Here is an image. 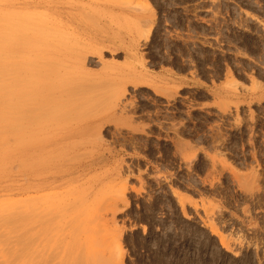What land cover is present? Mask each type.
Returning <instances> with one entry per match:
<instances>
[{
	"label": "rangeland",
	"instance_id": "374dc122",
	"mask_svg": "<svg viewBox=\"0 0 264 264\" xmlns=\"http://www.w3.org/2000/svg\"><path fill=\"white\" fill-rule=\"evenodd\" d=\"M4 14L43 32L16 46L43 71L31 137L0 152V206L39 201L49 263L75 246L101 264H264V0H0Z\"/></svg>",
	"mask_w": 264,
	"mask_h": 264
},
{
	"label": "bare ground",
	"instance_id": "6f19581e",
	"mask_svg": "<svg viewBox=\"0 0 264 264\" xmlns=\"http://www.w3.org/2000/svg\"><path fill=\"white\" fill-rule=\"evenodd\" d=\"M4 15H6V17L0 16V21H4V25L2 24V30H0V152H2L4 155L7 153L9 156L11 154V150H14L16 147H18V146H20V144H22V142H23L22 139L25 138V137H23V135H25L26 137L28 134L30 135V133H28L30 130V124L32 125V122H36L39 119V118L37 119V118L33 117L37 120L35 121V119H34V121H32V120H30L31 115L29 114V112L27 115V111H30L29 109L31 108V107L28 108L27 106L28 105L31 106V102H33V99L31 100V98H33V97H30V99H29V97L27 95L31 91H29L28 93H26V92H27V90H29L28 88L30 86H32L34 82H35L34 84L39 83V82H37L38 79H37L36 75L38 76L40 73L35 74L36 72H38L39 69L35 68L36 69L35 70L33 68L35 66H37V68L41 69L42 66H39L40 63L36 62L37 60H40V59L36 58L37 59L36 60L32 56L33 57L32 61H26V62H23L21 65H19L20 63L16 62V60H17V58H16V56H17L16 55L17 54L16 46L21 42H29L31 40L34 41V39L36 41L37 40L36 37H38V35H40V34L43 35V32L39 33L38 30L31 32V30H30L31 19H29V18L15 19V18H7L8 14H4ZM34 36H35V38H34ZM40 37H42V36H40ZM38 39L39 40H37L36 42L42 43V42H39L42 39L40 40L39 37H38ZM33 41H31V42H33ZM36 57H38V56H36ZM33 62L35 63V65L33 64ZM36 63H37V65H36ZM41 65H43V64L41 63ZM48 69H50V68H48ZM25 72H28L30 74V75H28V77H30L29 79H28V77H26ZM22 74L26 78L22 77L23 76ZM33 75L35 77H33ZM31 76L34 78L35 81H32L33 79H31ZM42 86H44V85L42 84ZM33 87H34V85H33ZM39 88H41V87H39ZM43 88L44 87H42L41 90ZM33 90H35V89H33ZM23 92H25V94H23ZM42 94H43V91H42ZM45 97H44V99H45ZM42 98H43V96H42ZM28 99H29V101H28ZM17 106H18V108H17ZM19 107H20V110H19ZM17 109L19 110L20 116H19V114L17 115V112H18ZM25 109L27 111H25ZM23 111H25L24 114L22 113ZM14 113H16V115ZM33 114H34V111H33ZM33 114H32V116L36 115V113L34 115ZM29 115H30V117H29ZM38 115L39 114H37V116ZM39 117H41V116H39ZM25 133H28V134H25ZM31 133H32V131H31ZM31 135H30V137H31ZM12 137H14V138H12ZM32 138H33V136H32ZM179 139L180 138H178V141L180 142L181 139L180 140ZM26 140H25V142H26L25 144H27V141H28V140L27 141ZM28 143H30V141H28ZM3 154H2V156H3ZM3 158H4V156H3ZM33 200H34L33 202L31 200H28V202L25 201V202L14 203L15 205L13 204V205L0 206V264H53V262L49 263L48 258L45 257L46 252H47V250H46L47 247L44 245H41L42 243H44L43 241H46L45 242V245H46L47 240H45V239H46V236L48 235V233H46V235L44 234L45 236L42 237V238L45 237L44 240H42V239H41V241L39 240V238H40L39 235H41V233H42L41 230L48 223H50V222H48L49 216H48V220L46 221V219H47L46 216L49 213H47L46 216L43 215V213H44V212L42 213L43 210L40 212L39 207L37 205L38 204L37 202H39V201H37L35 199H33ZM60 214H61V212H60ZM76 218L77 217H75V219ZM57 220H58V218H57ZM46 222H47V224H46ZM51 222H53V221H51ZM40 227L41 228L43 227L41 230L39 229L41 232L40 231L37 232L38 228H40ZM50 227H51V225H50ZM46 228L48 229V226H46ZM54 228H56V226ZM59 229H60V227L57 230L59 231ZM49 230H50V228H49ZM44 231H48V230L43 229V232ZM52 231H55V229L54 230L51 229V232ZM56 232L57 231H55V234H56ZM58 233L59 232H57L56 236H59ZM52 234L53 233H51V236L54 237L55 235H52ZM49 235H50V232H49ZM60 235H61V233H60ZM56 236L54 238H56ZM47 239H50V236H49V238L47 237ZM57 241H60V240H57ZM40 242H42V243H40ZM60 244L58 243V245H60ZM64 245H65V243H64ZM53 246L55 247L57 245H53ZM66 246H67V244H66ZM66 246H65V248H66ZM49 247H50V245H49ZM70 247H72V246H70ZM75 248H76L75 246H73V248H67L68 249V251L66 249L67 254L71 250H73L74 252L71 251L68 254V256L61 258V260L63 262L59 263V261L57 260V262L55 264H101L100 262L96 263L94 258H92V257L90 258V254L88 255L87 254L88 252L85 253L86 251L84 252L85 253L84 254L80 250H78L82 254L78 253V255L76 254L77 256L76 255L74 257L71 256V254L77 252V250H75ZM69 249H71V250H69ZM86 249L87 248H85V250ZM59 250H61V249L59 248ZM55 251H58V250L56 249ZM55 254L58 255L57 252L54 253V255ZM46 256H48V255H46ZM48 257H51V256H48ZM94 257H97V256H94ZM56 258H59V257L57 256ZM96 260H98V259H96Z\"/></svg>",
	"mask_w": 264,
	"mask_h": 264
}]
</instances>
